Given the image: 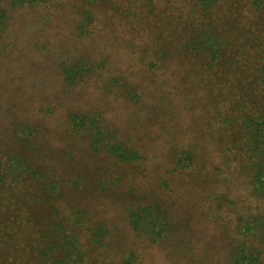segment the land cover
Listing matches in <instances>:
<instances>
[{
	"label": "rangeland",
	"instance_id": "obj_1",
	"mask_svg": "<svg viewBox=\"0 0 264 264\" xmlns=\"http://www.w3.org/2000/svg\"><path fill=\"white\" fill-rule=\"evenodd\" d=\"M248 1H216L208 15L199 0H0V160L22 155L40 175L9 203L40 209L41 176L58 184L40 218L58 211L80 238L82 264H232L235 243L251 241L236 232L238 216L262 205L249 187L258 163H247L249 142L229 153L218 120L230 84L261 79L264 32ZM214 20L248 62L230 67L227 54L206 71L200 31ZM116 144L139 158L117 163ZM146 206L162 214L160 238L129 225L128 211Z\"/></svg>",
	"mask_w": 264,
	"mask_h": 264
},
{
	"label": "trees",
	"instance_id": "obj_2",
	"mask_svg": "<svg viewBox=\"0 0 264 264\" xmlns=\"http://www.w3.org/2000/svg\"><path fill=\"white\" fill-rule=\"evenodd\" d=\"M21 3L26 0H19ZM46 2L47 0H30V2ZM208 15L212 14L213 5L222 0H199ZM246 6L250 9L256 7L254 11L255 27L264 32V4L261 0H249ZM202 22V21H201ZM204 26L200 35L209 41L208 52L211 54L208 63L210 66L206 71L213 73L225 65V56L235 54L236 58L229 62V66L236 68V60L248 62V52L240 46V40H235L237 47L226 38L228 30L222 29L218 21L202 23ZM225 35V36H224ZM264 60V53L259 57ZM79 66H72L64 70L67 82H74L72 75L76 73ZM260 78H249L245 81L242 89L238 84H230L225 98L219 102L224 103L225 112L219 116V128L230 142H222V146L228 150L237 152V148H243L245 141L249 142L250 152L247 163L252 160L255 164L249 187L255 197L261 202V207L257 213H246L237 218L236 232L242 236L251 238L250 243L241 241L235 243L231 252L232 264H264V63L261 64L258 72ZM215 76V75H214ZM215 79V77H214ZM233 80L219 84L228 85ZM246 89H248L246 91ZM220 91V90H219ZM239 91V92H238ZM222 92V91H220ZM249 94L255 95L252 102ZM252 104V105H251ZM239 132V134L237 133ZM99 134V133H98ZM238 134V135H237ZM236 137V140L235 138ZM241 140V143H237ZM99 143V141H97ZM218 142V148L220 146ZM91 146L97 147L96 142ZM228 147V149H227ZM109 153L117 163L134 162L139 158L138 152L122 147L119 144L108 146ZM181 153V154H180ZM179 156L188 157V162L193 160L192 154L186 155L180 152ZM235 155V154H234ZM181 162V160L179 161ZM23 156H11L8 163L4 165L0 160V203H7L9 206L0 205V264H82L85 259V252L82 250L80 238L70 232L68 226L58 217V211H47L45 220L40 218V212L57 200L59 190L58 184L49 181L45 175L42 178V189L40 196L45 199V206L40 209L38 206H29L30 199L20 206L9 203L19 199L25 193L24 183L27 181H37L40 175L37 174L30 164H25ZM28 176V177H27ZM5 192H2V190ZM5 197V199L1 198ZM40 197L35 198V203H39ZM20 209H28L25 215L19 213ZM39 213V214H37ZM128 222L131 229L139 232L149 239L162 237V214L151 206L144 208H133L128 211ZM74 226L82 223L83 219L79 214L74 216ZM239 223V224H238ZM86 230V229H85ZM98 231L94 237H100ZM124 264H129L125 262Z\"/></svg>",
	"mask_w": 264,
	"mask_h": 264
}]
</instances>
